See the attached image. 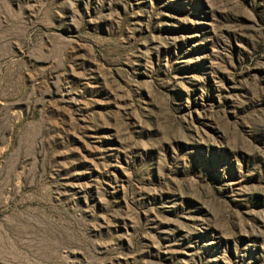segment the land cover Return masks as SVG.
I'll list each match as a JSON object with an SVG mask.
<instances>
[{"label":"rangeland","instance_id":"obj_1","mask_svg":"<svg viewBox=\"0 0 264 264\" xmlns=\"http://www.w3.org/2000/svg\"><path fill=\"white\" fill-rule=\"evenodd\" d=\"M0 264H264V0H0Z\"/></svg>","mask_w":264,"mask_h":264}]
</instances>
